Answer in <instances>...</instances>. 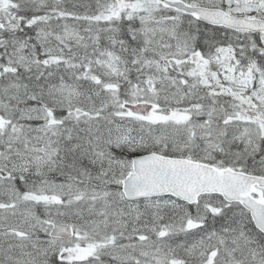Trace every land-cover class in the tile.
<instances>
[{"label":"snow or ice","instance_id":"obj_1","mask_svg":"<svg viewBox=\"0 0 264 264\" xmlns=\"http://www.w3.org/2000/svg\"><path fill=\"white\" fill-rule=\"evenodd\" d=\"M0 264H264V0H0Z\"/></svg>","mask_w":264,"mask_h":264}]
</instances>
